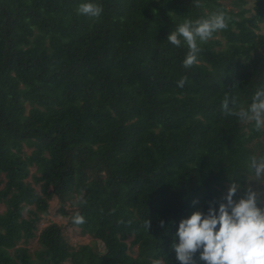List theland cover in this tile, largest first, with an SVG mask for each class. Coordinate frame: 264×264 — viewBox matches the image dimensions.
Returning <instances> with one entry per match:
<instances>
[{"label":"trees","instance_id":"16d2710c","mask_svg":"<svg viewBox=\"0 0 264 264\" xmlns=\"http://www.w3.org/2000/svg\"><path fill=\"white\" fill-rule=\"evenodd\" d=\"M88 2L100 18L77 14ZM202 5L0 0V264H180L171 245L182 219L233 182L236 199L248 185L264 192L245 167L264 138L221 110L225 94L250 103L264 82V0ZM217 9L229 28L185 69L187 48L168 35ZM54 200L92 244L72 247L56 223L39 232Z\"/></svg>","mask_w":264,"mask_h":264},{"label":"clouds","instance_id":"9594fccd","mask_svg":"<svg viewBox=\"0 0 264 264\" xmlns=\"http://www.w3.org/2000/svg\"><path fill=\"white\" fill-rule=\"evenodd\" d=\"M193 3L197 8L203 6L202 0H193ZM102 12L101 5L91 2L81 3L77 8L78 15L92 19L100 18ZM231 21L232 17L223 9L214 10L207 17L185 18L168 35L167 41L177 48H187L182 66L190 69L199 64L201 45L213 39L214 34L227 30ZM186 81L185 76L177 86L183 88ZM221 110L224 116L234 117L239 124L251 126L260 138H264V82L255 90L250 103L241 102L236 91L234 96L225 94ZM245 167L253 177L249 181L264 182V155L254 152L248 157ZM241 188L239 183H231L227 194L219 201L208 202L206 212L195 211L179 222L171 247L180 264H198V252L199 261L204 264H264V192L253 190L248 185L243 189L244 195L236 199ZM79 203H86V200L81 196ZM72 222L81 225L85 219L77 213ZM143 226L149 232L150 220L146 219ZM160 226L164 227V221ZM152 264L162 262L154 259Z\"/></svg>","mask_w":264,"mask_h":264},{"label":"rangeland","instance_id":"374dc122","mask_svg":"<svg viewBox=\"0 0 264 264\" xmlns=\"http://www.w3.org/2000/svg\"><path fill=\"white\" fill-rule=\"evenodd\" d=\"M58 207H59V203L57 200L51 202V212L43 217L42 222L39 225V232L50 223H56L63 227V233L66 239L70 242L72 247H78L79 245L86 243L92 244L91 237L83 236L79 228L70 224L69 219L56 214V210L58 209ZM4 210L5 207L3 205H0V212H3ZM27 247L31 250V252H33L36 249H39V244L37 239L32 240L27 245ZM137 248H138L137 246L133 248V252H134L133 254H136Z\"/></svg>","mask_w":264,"mask_h":264}]
</instances>
